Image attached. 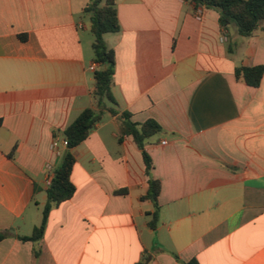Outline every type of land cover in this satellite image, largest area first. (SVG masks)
I'll return each mask as SVG.
<instances>
[{
    "label": "crops",
    "instance_id": "crops-1",
    "mask_svg": "<svg viewBox=\"0 0 264 264\" xmlns=\"http://www.w3.org/2000/svg\"><path fill=\"white\" fill-rule=\"evenodd\" d=\"M86 2L0 0V264H264V76L257 88L235 76L264 65V31L241 37L190 0H115L120 31L105 40L120 113L162 127L145 143L157 227L142 150L104 111L72 149L73 197L41 240H20L41 224L66 151L52 140L96 108Z\"/></svg>",
    "mask_w": 264,
    "mask_h": 264
},
{
    "label": "trees",
    "instance_id": "trees-1",
    "mask_svg": "<svg viewBox=\"0 0 264 264\" xmlns=\"http://www.w3.org/2000/svg\"><path fill=\"white\" fill-rule=\"evenodd\" d=\"M195 7L214 9L219 14V24L223 29L234 26L241 37H251L256 31H264V0H190ZM90 16V32L94 36L92 45L94 51V63L98 69L94 71L95 88L93 99L96 108H86L63 131V138L68 142L66 151L62 154L61 163L54 171V177L48 185L46 194L47 202L43 208L41 224L36 227L29 237H20L22 241L38 242L42 239L50 211L53 207L71 199L76 187L71 180V173L76 162L72 149L80 145L90 135L97 123L102 119L104 111L116 116L119 121L120 139L123 136H131L137 146L142 150L148 180V192L144 200H151L155 210L149 213L152 229L157 227L159 217L158 196L161 190V182L152 177V160L145 149L148 139L162 131V127L155 120H147L144 123H136L131 119L129 112L120 113L118 103L114 98L115 52L107 46L105 35L115 34L120 31L118 12L115 0H91L84 9ZM22 39H25L21 36ZM235 76L242 79L248 86L259 87L264 76V65L238 66L235 68ZM119 193H126L125 190ZM7 237L6 232H0V241ZM178 259V257H176ZM137 264H147L143 259ZM181 264H199L196 260L181 262Z\"/></svg>",
    "mask_w": 264,
    "mask_h": 264
},
{
    "label": "rangeland",
    "instance_id": "rangeland-1",
    "mask_svg": "<svg viewBox=\"0 0 264 264\" xmlns=\"http://www.w3.org/2000/svg\"><path fill=\"white\" fill-rule=\"evenodd\" d=\"M88 4L91 3V0H86ZM81 17L86 20L87 22L90 19V16L88 13H86L85 11H83L82 13H80ZM105 40L109 41L110 40V35H105ZM83 41L86 47V51L94 57V51L92 48L93 42H94V36L90 31H87L84 35H83ZM108 118V115L104 112L102 115V119L101 120H105Z\"/></svg>",
    "mask_w": 264,
    "mask_h": 264
},
{
    "label": "built area",
    "instance_id": "built-area-1",
    "mask_svg": "<svg viewBox=\"0 0 264 264\" xmlns=\"http://www.w3.org/2000/svg\"><path fill=\"white\" fill-rule=\"evenodd\" d=\"M222 40H224V38ZM90 70L95 71L96 70L95 65H92L90 67ZM67 145H68V142L65 138H54L51 142L50 148L51 150L56 152L58 156H61V147H67ZM48 168L50 169L49 166ZM53 177H54V172H50L47 177L48 185L52 181Z\"/></svg>",
    "mask_w": 264,
    "mask_h": 264
}]
</instances>
